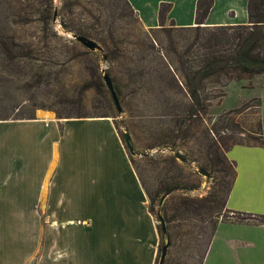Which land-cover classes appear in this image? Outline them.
<instances>
[{
    "label": "crops",
    "instance_id": "0c3cea01",
    "mask_svg": "<svg viewBox=\"0 0 264 264\" xmlns=\"http://www.w3.org/2000/svg\"><path fill=\"white\" fill-rule=\"evenodd\" d=\"M130 2L147 29L160 25L163 3L169 22L196 24L198 0ZM248 4L214 0L206 24H247ZM227 156L237 170L227 209L264 216V145ZM149 202L111 118L0 120V264H156ZM202 264H264V222H220Z\"/></svg>",
    "mask_w": 264,
    "mask_h": 264
},
{
    "label": "rangeland",
    "instance_id": "374dc122",
    "mask_svg": "<svg viewBox=\"0 0 264 264\" xmlns=\"http://www.w3.org/2000/svg\"><path fill=\"white\" fill-rule=\"evenodd\" d=\"M54 3L62 15L55 21L57 29L66 40L76 41L75 34L63 28L61 21L67 20L76 28L80 24L77 20H71V12L65 9L64 0H54ZM83 3L76 15L81 19L87 18L90 11L97 13V8H103L86 1ZM11 13L6 10L4 15H0V39L16 33L22 41H40L37 46L40 59L33 63L37 65L35 71L41 72L42 76L21 80L22 74H19L18 69L11 68L0 51V114L35 118H58L59 113L90 116L89 118L111 115L109 118L115 122L116 129H120L121 138L125 130L130 133L138 153L132 156L152 192L157 191L159 181L166 176L185 183L186 187L173 191L162 206L160 201L152 202L149 198L159 233L162 227L158 212L166 215V223L170 226L168 235L163 237L160 233V248L170 242L164 264H201L206 242L213 229L212 221L218 220V213L226 218L225 221H229V213L223 207V202L232 181V170L224 161V140L228 138L230 143L233 140L254 143L259 138V108L256 105L259 100L256 97H260L264 103V75L252 80L244 78L232 81L227 86L211 84L209 91L214 99L208 103L210 107L207 114L199 110L198 115L190 116V103H165L163 100L159 84L164 70L159 63L155 60L142 64V42H147L146 36L150 32L147 33L148 29L136 19L128 17L117 22L122 27L117 31V37L125 52L108 60L105 51L101 49L80 54L72 47V43L68 45L65 40L56 42L49 48L39 38L34 24H26L20 20L16 22L11 18ZM170 25L171 22L167 21V26ZM153 34L166 40V32L156 31ZM78 48L84 51V48ZM150 59L153 60L154 57ZM29 63L26 60L22 65ZM142 72L146 74L145 77L140 75ZM104 73L109 74L112 79L116 78L122 90L119 98L121 113L118 112L113 95L104 80ZM172 93L176 99L182 96ZM246 103H251L252 106L230 113ZM175 126L181 129L176 141L178 147L173 150L155 146L169 141V128ZM126 151L130 156L129 151ZM176 152L187 158V162H184L176 157L181 163L179 168L171 162ZM145 153L150 156V160L143 159ZM209 161L212 169L216 165L213 177L200 173L199 166ZM204 197L210 200L200 202V210L188 212L187 199ZM202 216L209 220L203 222ZM221 229L224 231L225 227Z\"/></svg>",
    "mask_w": 264,
    "mask_h": 264
},
{
    "label": "trees",
    "instance_id": "16d2710c",
    "mask_svg": "<svg viewBox=\"0 0 264 264\" xmlns=\"http://www.w3.org/2000/svg\"><path fill=\"white\" fill-rule=\"evenodd\" d=\"M88 2L91 5H99L102 9L97 8V13L90 11L87 18L81 19L76 17L77 10L83 7V2ZM214 4V0H198L196 24L193 26H177L174 21L167 26V17L172 8L171 3H163L160 8V25L155 28H149L146 36V41L142 42L143 55L141 57L142 64L149 61L159 63L164 70L160 80L159 93L162 94L165 103L175 101L174 103H190L189 115H198L200 110L203 114H207L210 104L214 97L209 91L211 84H220L227 86L232 81H238L244 78H253L257 75L264 74V0H249L248 14L249 23L242 25H216L211 26L206 24V19ZM65 9L71 12V20H77L80 24L79 28L72 27L67 20L62 19L61 24L67 31L73 32L77 36L88 37L97 42L101 50L105 51V57L109 60L115 55L122 54L124 51L122 42L118 39L117 31L122 27L118 25L119 20L132 17L136 19L141 25L139 14L134 9L130 0H64ZM10 10L11 18L18 22L34 24L35 29L39 33V38L44 41L45 46L51 47L56 42L64 41L68 45L72 43V47L80 52V54L91 53V50L82 45L77 39L66 40L65 37L57 29L56 20L62 16L55 7L54 0H0V15L3 12ZM26 11L28 13H22ZM57 14V16H56ZM68 16V15H64ZM143 26V25H142ZM166 32L165 41L159 37L154 36V32ZM38 36V35H37ZM121 43V44H120ZM39 42L36 41H22L13 33L0 39V51L9 61L12 69H18L20 77L23 79H33L34 77L42 76V73L35 71L37 67L33 62L40 58V50L37 48ZM78 45V46H77ZM29 47V48H27ZM84 48V51L79 48ZM113 56V57H112ZM154 57L153 60L150 58ZM29 60V64L24 66L22 63ZM145 77L146 74H140ZM28 80V79H27ZM99 83L103 86V82L99 79ZM115 91L118 98L122 95V90L117 82V79H112ZM174 94L182 95L178 99L173 97ZM224 96V94H223ZM259 100V99H258ZM203 103V104H202ZM259 103L256 105L259 107ZM121 104V103H120ZM116 105V103H115ZM245 106V107H244ZM251 103H246L233 112H240L243 108H250ZM117 108V105H116ZM200 108V109H199ZM118 110V109H117ZM119 112V111H118ZM84 115H65L59 113L58 118H89ZM95 117H111V115H101ZM222 117V116H220ZM33 116H13L0 114V120L7 119H30ZM115 123V122H114ZM116 125V124H115ZM169 128V141L157 144L159 147H169L176 149L178 147L177 140L179 139L181 129L180 127ZM121 135V131L117 128ZM259 138L254 143H245L242 141L224 140L226 145L224 161L232 170V181L227 190L226 198L223 202V207L228 211L227 219L236 222H264V216L253 215L244 212L229 210L226 207L228 196L236 179L237 170L236 163L227 156L228 150L234 145H264L263 130L261 121L259 120ZM230 138V137H229ZM231 139V138H230ZM184 158L186 156L182 155ZM131 161L137 171V174L147 192L148 197L152 202L160 201L161 197L168 190L183 189L184 182L175 180L171 176H166L159 181L156 192H152L149 184L146 182L143 173L141 172L135 158L130 155ZM144 160H150V156L145 155ZM187 159V158H186ZM223 161V162H224ZM171 162L177 168L181 163L176 156H172ZM187 162V161H184ZM213 165H215L213 163ZM216 166V165H215ZM212 169L211 162L201 164L200 170L209 174V177L214 176V167ZM210 198L204 197L201 199H187L186 205L188 212L200 210V202L209 201ZM149 209L155 216L153 209ZM166 208L164 207V211ZM217 215L218 220L212 221L213 229L206 242L205 249L202 254L201 264L207 254L208 248L215 234V231L222 221L226 218ZM167 222L166 215H162ZM156 217V216H155ZM221 217V220H220ZM159 218V216H158ZM202 221L209 220L202 216ZM160 220V219H159ZM170 222V221H169ZM162 227V224H161ZM170 226L167 224V232L165 233L161 228V236L168 235ZM162 248L160 251L162 253ZM161 255L158 256L156 264H160ZM165 263V262H164Z\"/></svg>",
    "mask_w": 264,
    "mask_h": 264
},
{
    "label": "water",
    "instance_id": "95a60500",
    "mask_svg": "<svg viewBox=\"0 0 264 264\" xmlns=\"http://www.w3.org/2000/svg\"><path fill=\"white\" fill-rule=\"evenodd\" d=\"M57 16V14H56ZM74 37L81 43L83 44L86 48L92 50V51H95V50H98V49H101L100 45L95 42L94 40L88 38V37H84V36H77V35H74ZM104 80L108 86V88L110 89L112 95H113V98H114V101L117 105V109L118 111L121 113L122 112V107H121V104H120V101H119V98H118V95L115 91V87H114V84H113V81H112V78L109 74L107 73H104ZM123 143L124 145L126 146V149L129 151V153L131 155H137L138 153L136 152L135 148H134V145L132 143V139H131V135L130 133L125 130L124 134H123ZM144 155H148L147 153H145ZM176 157L181 159L182 161H187L186 158H184L180 153H175ZM200 173L201 174H204L205 176L209 177V174L206 173L205 171L203 170H200ZM174 190H168L166 193H164V195L161 197L160 199V206H162L166 200V198L173 192ZM158 216H159V219H160V223L162 224V229L163 231L166 233L167 232V223L164 219V217L162 216L161 212H158ZM170 247V242L168 241L164 246H163V249H162V253H161V259H160V264H164L165 260H166V257H167V253H168V249Z\"/></svg>",
    "mask_w": 264,
    "mask_h": 264
}]
</instances>
